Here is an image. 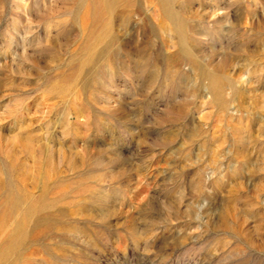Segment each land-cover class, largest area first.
Here are the masks:
<instances>
[{"label": "rangeland", "instance_id": "374dc122", "mask_svg": "<svg viewBox=\"0 0 264 264\" xmlns=\"http://www.w3.org/2000/svg\"><path fill=\"white\" fill-rule=\"evenodd\" d=\"M0 264H264V0H0Z\"/></svg>", "mask_w": 264, "mask_h": 264}]
</instances>
